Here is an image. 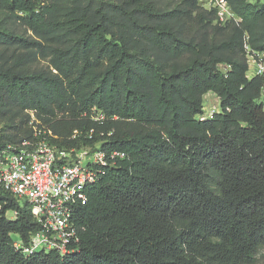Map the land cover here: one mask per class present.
<instances>
[{
    "label": "trees",
    "instance_id": "trees-1",
    "mask_svg": "<svg viewBox=\"0 0 264 264\" xmlns=\"http://www.w3.org/2000/svg\"><path fill=\"white\" fill-rule=\"evenodd\" d=\"M228 2L239 23L199 0H0V152L124 153L87 187L66 254L16 248L40 224L1 191L0 264H264V77L244 48L264 52V0Z\"/></svg>",
    "mask_w": 264,
    "mask_h": 264
},
{
    "label": "built area",
    "instance_id": "built-area-1",
    "mask_svg": "<svg viewBox=\"0 0 264 264\" xmlns=\"http://www.w3.org/2000/svg\"><path fill=\"white\" fill-rule=\"evenodd\" d=\"M199 5L215 11L221 22L240 21L228 0H199ZM244 48L249 70L255 67L249 76L264 77V52L254 50L247 40ZM228 68L220 65L224 72ZM260 102L264 108V88ZM215 112L216 109L208 110L199 119L212 118ZM102 118V114L96 116V119ZM123 156L124 153L108 152L99 146L59 149L46 139L7 144L0 152V192L11 193L20 203L27 201L40 224V230L31 236L29 244L22 247L20 241H16V248H23L26 255L41 250L68 253L69 245L80 240L74 216L77 205L87 200V187L115 163V158ZM16 214V211L7 212V217L14 219Z\"/></svg>",
    "mask_w": 264,
    "mask_h": 264
},
{
    "label": "rangeland",
    "instance_id": "rangeland-1",
    "mask_svg": "<svg viewBox=\"0 0 264 264\" xmlns=\"http://www.w3.org/2000/svg\"><path fill=\"white\" fill-rule=\"evenodd\" d=\"M250 1L251 2H255L257 0H250ZM208 11H210V10H208ZM3 12L4 11L0 10V19H1L2 16L5 15V14H3ZM216 18H217L216 19L217 22H220L223 25L226 24L224 22H221V20L218 18V15L216 16ZM254 71H255V67L252 66L251 69L249 70V74L252 75L254 73ZM211 94H212L211 96L209 94L208 95L206 94L205 97H204V112L205 113H208V110H213V109H216V111L219 110V106L217 107L218 102H219L218 99H216V96L217 95H215L213 92ZM29 114L31 116V121L36 122V124H37L38 123V120L36 119V117H34L33 113L31 112ZM31 121H30V124H31ZM3 127H4V124L2 122H0V129H2ZM13 236H14V238L16 240H19L18 235H13Z\"/></svg>",
    "mask_w": 264,
    "mask_h": 264
},
{
    "label": "crops",
    "instance_id": "crops-1",
    "mask_svg": "<svg viewBox=\"0 0 264 264\" xmlns=\"http://www.w3.org/2000/svg\"><path fill=\"white\" fill-rule=\"evenodd\" d=\"M211 93H212V92H210V93H208V94L211 96V95H212ZM208 94H207V95H208ZM216 99H218V101H219V98H218L217 96H216ZM217 106H219V102H218V105H217Z\"/></svg>",
    "mask_w": 264,
    "mask_h": 264
}]
</instances>
